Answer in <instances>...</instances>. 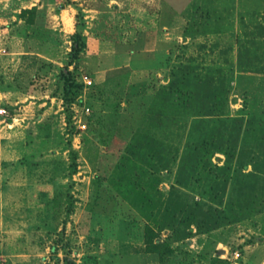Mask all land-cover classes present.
<instances>
[{"label":"rangeland","instance_id":"obj_1","mask_svg":"<svg viewBox=\"0 0 264 264\" xmlns=\"http://www.w3.org/2000/svg\"><path fill=\"white\" fill-rule=\"evenodd\" d=\"M184 75L224 80L223 114L207 125L242 128L230 170L182 185L192 120L157 131L174 158L156 173L163 199L175 188L230 219L176 235L112 183L157 92ZM0 109V264H264V208L252 204L264 199V0H0ZM214 175L229 178L220 204ZM147 227L161 251L148 252Z\"/></svg>","mask_w":264,"mask_h":264},{"label":"trees","instance_id":"obj_2","mask_svg":"<svg viewBox=\"0 0 264 264\" xmlns=\"http://www.w3.org/2000/svg\"><path fill=\"white\" fill-rule=\"evenodd\" d=\"M30 11H23L31 13ZM79 37V36H78ZM83 43L80 38L72 44L73 57H76L82 49ZM239 64L242 65L240 59ZM207 78L191 80L187 76L174 79L170 85L161 88L156 95L151 107L148 109L147 128H144L132 138L127 146L126 154L120 159L115 169L114 182L112 183L122 198L130 203L146 220L154 224L159 231L169 228L176 235L191 224L198 231L208 232L218 229L228 222L229 215L224 209L213 207L212 203L195 201L192 204L181 202L175 188H172L168 198L157 189L158 178L156 173L163 169L169 170L174 162L172 159V146L167 145L158 137L157 131H163L166 121L177 122L180 119L191 118L190 134H197V138L189 144L180 158L179 175L177 184H184L185 179H191L200 175L207 178L209 172L206 167L213 171L230 170L229 161L233 157L238 146L241 134L242 119L232 118L229 126H225L226 134L210 129L207 119L223 114L224 80L214 82ZM67 95V94H66ZM225 123V121H219ZM189 134V135H190ZM220 153L225 157L223 166L206 164V158ZM204 170L205 174L200 171ZM201 173V174H200ZM214 173V172H213ZM207 174V175H206ZM214 175V184L209 187L208 194L212 202L221 203L217 195L219 189L225 190L229 178L218 179ZM186 179V180H187ZM198 180V179H197ZM264 196V192L262 193ZM254 198L253 206L264 208V199L261 203ZM73 211V199L70 196L67 202V215ZM261 211V210H260ZM149 233L148 252H159L162 246L153 229L146 228ZM190 232V231H189ZM181 235V234H180ZM184 238V235L182 236ZM178 237V238H182ZM161 251V249H160Z\"/></svg>","mask_w":264,"mask_h":264},{"label":"built area","instance_id":"obj_3","mask_svg":"<svg viewBox=\"0 0 264 264\" xmlns=\"http://www.w3.org/2000/svg\"><path fill=\"white\" fill-rule=\"evenodd\" d=\"M6 114L5 110L4 109H0V115H4Z\"/></svg>","mask_w":264,"mask_h":264}]
</instances>
